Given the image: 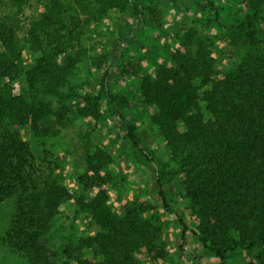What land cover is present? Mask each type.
<instances>
[{"label":"rangeland","instance_id":"obj_1","mask_svg":"<svg viewBox=\"0 0 264 264\" xmlns=\"http://www.w3.org/2000/svg\"><path fill=\"white\" fill-rule=\"evenodd\" d=\"M1 18L17 27L21 60L18 77L0 79V264H31L14 227L29 212L26 195L51 182L71 197L39 238V264H263L264 245L236 247L239 233L205 224L187 195L202 203L223 193L234 159L183 145L184 123L163 121L151 98L157 84L190 85L201 98L214 91L264 110V0H30L21 9L0 0ZM105 76L152 163L126 139ZM100 191L116 233L91 218Z\"/></svg>","mask_w":264,"mask_h":264},{"label":"trees","instance_id":"obj_2","mask_svg":"<svg viewBox=\"0 0 264 264\" xmlns=\"http://www.w3.org/2000/svg\"><path fill=\"white\" fill-rule=\"evenodd\" d=\"M30 0H9L14 7L21 9ZM253 20H259L257 14H252ZM29 31L30 37L36 42L39 36L34 33L36 25ZM241 26V25H240ZM251 24L241 28H251ZM39 31H44L43 28ZM36 32V31H35ZM65 52V51H63ZM79 55L73 53L65 58L66 68L72 69ZM21 60V47L17 40V27L6 18L0 19V79L14 80L19 75L18 63ZM108 76H105L102 91L104 92L114 116L125 132L126 139L152 163L143 144L136 134V127L127 122L118 108L113 95L108 88ZM161 113V119L173 125L182 122L185 133L181 140L183 145H200L203 148H216L230 155L235 161V169L224 178L223 193L212 197L211 201L199 203L191 190L187 195L193 202L199 204L205 224L212 228L229 230L239 233V242L247 243V249L264 245V166L258 169L256 162H264V110L252 109L236 104L227 97L212 91L201 98L190 85L181 89L164 88L157 84L154 96L151 98ZM201 101L205 103V111L210 115L205 119ZM93 100V110L96 108ZM94 114V113H92ZM35 125L36 123L33 122ZM36 127L31 130L35 132ZM21 146V145H20ZM227 192V193H226ZM7 193H3L5 198ZM163 206H166L164 194L159 189ZM71 197L67 189L55 182L47 188L30 193L25 197L29 212L20 215V221L15 223V249L27 256L31 264H39L38 241L48 232L49 224L57 214L61 203ZM105 191H100L90 205L92 220L103 230L116 233L121 223L107 207ZM183 226V222L180 221ZM99 238L102 235L98 236ZM117 238V237H116ZM204 248L214 253L220 260L224 259V251L219 247L206 244ZM264 264V262H263Z\"/></svg>","mask_w":264,"mask_h":264}]
</instances>
